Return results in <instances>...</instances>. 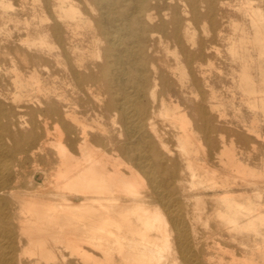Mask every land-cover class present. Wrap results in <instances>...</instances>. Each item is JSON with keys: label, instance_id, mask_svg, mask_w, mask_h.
Wrapping results in <instances>:
<instances>
[{"label": "bare ground", "instance_id": "obj_1", "mask_svg": "<svg viewBox=\"0 0 264 264\" xmlns=\"http://www.w3.org/2000/svg\"><path fill=\"white\" fill-rule=\"evenodd\" d=\"M199 1L0 0V264H264V0L230 38L244 131Z\"/></svg>", "mask_w": 264, "mask_h": 264}, {"label": "rangeland", "instance_id": "obj_2", "mask_svg": "<svg viewBox=\"0 0 264 264\" xmlns=\"http://www.w3.org/2000/svg\"><path fill=\"white\" fill-rule=\"evenodd\" d=\"M183 2L184 0H172V5L179 12H183L186 8H188ZM253 2L257 5L259 4L258 0H253ZM199 9L201 17L195 23L196 36L198 39L204 42L206 41V44H209L211 40L213 41L212 44H210L209 51L203 57V62L207 70V74L211 75L215 79V88L216 92H218V99H221L219 100L222 102L221 107L226 113L225 117H218L217 123L219 126H224L226 129L228 128V130L236 129L244 131L243 125L245 121L250 118L251 111L247 107V103L242 100V88L236 79H232V69L234 67H238V64L233 60L229 46L230 38L240 36L243 29L250 34H253L255 28L252 25L250 16L246 14L242 0H213V2L209 0L199 1ZM163 12H166L163 15L165 16L163 19L166 21V28L167 30H171L172 25L170 20L172 16V9L167 8ZM160 18L161 16L157 15L153 24L155 25L158 23ZM233 25L236 28H234ZM154 33L156 35V39L159 38L162 40L158 43L160 49L158 54L161 58L159 62L164 64L166 62V58L173 60L175 57L173 52H180L179 47L175 46L173 42L168 41L164 37L166 34L164 31L157 30ZM213 34H215V38H212ZM202 91L206 94L208 91L207 87H203ZM229 133L230 132L228 131V135ZM59 250L64 253L69 252L68 249L63 248L62 246L59 248L55 247V251ZM55 264L62 263L58 260L55 261Z\"/></svg>", "mask_w": 264, "mask_h": 264}]
</instances>
